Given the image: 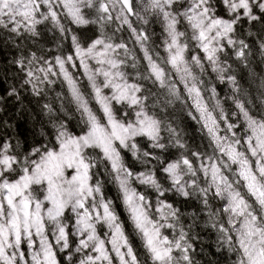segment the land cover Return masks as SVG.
Instances as JSON below:
<instances>
[{"label": "trees", "instance_id": "trees-1", "mask_svg": "<svg viewBox=\"0 0 264 264\" xmlns=\"http://www.w3.org/2000/svg\"><path fill=\"white\" fill-rule=\"evenodd\" d=\"M210 1L216 12L231 22L228 38L216 50L220 67L225 75H229L228 81L213 75L203 52L186 32L184 53L198 60L191 73L203 99L214 113H217V103L223 114L224 121L218 122L219 134L232 150L229 155L221 152L220 145L207 131L191 96L171 69L165 48L157 45L158 38L163 40L165 37L160 25L149 30L144 24L146 16L141 11L138 13L135 0L134 15L127 13L126 24L119 23L107 12L103 0H92L90 4L82 0L83 23L75 22L56 0L53 1L56 18L43 5L32 2L39 20L33 27L14 26L2 18L4 13L0 16V155L7 158V164L0 165V205L4 207L6 217L9 207L3 196L4 181H18L28 174L31 183L27 192L34 201L41 200L40 188L44 183L41 180L35 182L34 167L40 166L45 156L58 147L62 133L74 137H83L87 133L88 124L58 72L60 63H65L74 76L92 113L99 117L100 126L107 127L82 66L77 62L73 70L68 63L69 57L75 58L76 47L87 48L101 39L110 46L123 79L137 99L138 108L155 124L156 140L138 132L123 143L115 141L114 145L122 167L132 176L144 177V181L133 177L131 185L142 201L147 217L165 240L167 264H221L227 261L226 256L231 264H249L224 205L210 182L209 172L211 169L217 171L221 181L237 194L251 218L264 231L263 203L257 200L242 178L243 163L248 165L249 160L251 173L259 180L263 179L248 148L241 116L242 111L246 112L264 129V95L259 90L264 85V5H254L251 15L244 16L229 14L220 0ZM133 29L143 34L142 42L149 59L134 39ZM151 65L160 70L162 80L154 75ZM246 67L255 77L248 75ZM244 68L245 76L242 74ZM246 82L247 95L242 90ZM232 86L238 94L242 93L240 97L232 95ZM126 104L123 101L113 106L115 118L121 123H127L131 113ZM66 110L73 118L64 115ZM180 128L190 134L184 136ZM199 137L200 144L197 143ZM174 138L177 146L172 149L169 143ZM80 160L86 166L92 195L89 201L97 200L100 206L106 207L135 263L158 264L132 219L101 149L84 144L80 149ZM170 164L175 167L176 180L167 171ZM261 186L264 188V183ZM216 211L222 224H206L208 213ZM195 219L198 220L197 228L192 231L190 226ZM61 221L66 242H60L51 225H46L56 263L77 264L84 259L85 264L88 257L77 248L75 213L68 195L64 198ZM107 223L106 215L102 213L95 224L99 235L105 236Z\"/></svg>", "mask_w": 264, "mask_h": 264}, {"label": "rangeland", "instance_id": "rangeland-1", "mask_svg": "<svg viewBox=\"0 0 264 264\" xmlns=\"http://www.w3.org/2000/svg\"><path fill=\"white\" fill-rule=\"evenodd\" d=\"M53 1L0 0V16L4 13L2 18L8 19L14 26L33 27L39 20L35 17L37 12L32 2L43 5L48 13L56 18ZM85 1L90 4L92 0ZM135 1L138 13L141 11L146 16L144 24L149 30H153L155 25H160L165 37L163 40L158 38L157 45L165 48V55L171 69L175 71L177 79L191 96L207 131L220 145L221 152L229 155L232 150L219 134L218 122L224 121L223 114L217 103V113H214L199 91L191 73L192 67L198 60L195 57L189 58L184 53V33L186 32L195 46L203 52L205 63L213 75L227 82L229 75H225V71L223 72L220 67L216 50L228 38L230 20L219 15L210 0ZM56 2L65 8L75 22H84L82 0H56ZM103 2L107 12L109 11L119 23L128 22L127 12L119 0H103ZM220 2L229 14L244 16L251 15L254 5L257 7L264 5V0H220ZM41 15L45 16L42 11ZM138 21L143 23L142 19ZM132 33L149 59V54L145 51L142 42L143 34L138 29H133ZM251 49L254 50V47L251 46ZM77 62L82 66L85 78L95 91V98L100 105V112L107 121V127L100 126L99 117L92 113L77 87L74 76L70 74L65 63H60L58 72L65 79L77 107L88 124L87 133L83 137L62 133L58 147L45 156L40 166L34 167L35 182L41 180L44 183L40 188L41 200L34 201L27 192L31 183L28 174L18 181H4L3 196L9 210L6 217L4 207L0 205V264H57L46 233V225H51L52 231L60 242H66L65 229L61 221L66 195L69 196L75 213L77 248L88 257L85 264H136L106 207L100 206L97 200H94L95 204L89 201L92 195L87 184L86 171L81 170L82 162L78 154L84 144L96 145L103 151L113 168L128 210L152 258L158 264H167L165 240L161 238L159 229L147 217L142 201L131 185L133 176L121 167L114 149L115 141L122 143L124 138L132 132H140L156 140L155 124L138 108L137 99L123 79L116 58L105 41L98 39L87 48L76 47L75 58L69 57L68 63L75 70ZM151 69L160 80V70L153 65ZM246 70L248 75L255 77L250 68L246 67ZM242 74L245 76V68ZM49 75L52 76L53 73L50 72ZM247 85L246 82L244 87L242 86L246 95L245 86ZM234 88L232 86V95L240 97L242 93L238 94ZM259 90L264 95V85H261ZM255 98L262 102L258 96L255 95ZM176 100L178 103L179 100ZM123 101H126L127 107L131 110L127 116V123L119 122L115 118L113 109L114 103L120 104ZM60 112H63V109ZM64 115L73 118V114L67 110ZM241 116L245 123L244 132L248 148L256 159L257 169L263 179L261 181L251 173L248 166H251L249 160L248 165L246 162L243 163L242 178L247 183L248 189L264 206V188L261 186L264 183V129L246 112L242 111ZM178 125L182 127L179 122ZM180 132L184 136L190 134L183 128H180ZM197 133L199 134V131ZM197 143H201L200 137ZM176 146L174 138L169 143V147L173 149ZM6 164L7 158L0 155V165ZM167 171L172 179L176 180L174 165H168ZM135 179L144 181L142 175H136ZM209 179L224 205L228 221L248 263L264 264V231L251 218L237 194L221 181L215 169L209 172ZM102 213H105L108 221L105 236L99 235L95 228ZM185 214L187 213L184 212L183 215L186 216ZM197 222L198 220L195 219L190 226L192 231L197 228ZM220 244L222 245V242ZM77 264H84V259Z\"/></svg>", "mask_w": 264, "mask_h": 264}, {"label": "bare ground", "instance_id": "bare-ground-1", "mask_svg": "<svg viewBox=\"0 0 264 264\" xmlns=\"http://www.w3.org/2000/svg\"><path fill=\"white\" fill-rule=\"evenodd\" d=\"M250 40H251V42H253L254 38L251 37ZM215 209H216V207H215ZM208 216H209V218H207L205 220L206 224H215V223H217L218 225L222 224V222L218 218V211H216V213H208ZM226 258H227V261L226 262H222L221 264H231L230 263V258L228 256H226Z\"/></svg>", "mask_w": 264, "mask_h": 264}, {"label": "water", "instance_id": "water-1", "mask_svg": "<svg viewBox=\"0 0 264 264\" xmlns=\"http://www.w3.org/2000/svg\"><path fill=\"white\" fill-rule=\"evenodd\" d=\"M120 2L129 15L134 14L133 0H120Z\"/></svg>", "mask_w": 264, "mask_h": 264}, {"label": "flooded vegetation", "instance_id": "flooded-vegetation-1", "mask_svg": "<svg viewBox=\"0 0 264 264\" xmlns=\"http://www.w3.org/2000/svg\"><path fill=\"white\" fill-rule=\"evenodd\" d=\"M135 133H138V132H132V133H130V134H128L127 136H126V138H124V140H123V142L129 137V136H131V135H133V134H135ZM117 142V141H116ZM122 142V143H123ZM91 145H93V144H91ZM96 146V145H95ZM98 147V146H97ZM114 149H115V145H114ZM102 151V150H101ZM103 152V151H102ZM115 153H116V151H115ZM78 154H79V159H80V149H79V151H78ZM104 154V153H103ZM117 156V155H116ZM106 157V156H105ZM117 159H118V157H117ZM108 160V159H107ZM118 161H119V159H118ZM82 162V161H81ZM109 162V161H108ZM120 163V162H119ZM109 164H110V162H109ZM81 165H82V169L81 170H84L85 169V171H86V166L83 164V163H81ZM121 165V164H120ZM110 166H111V164H110ZM121 167H122V165H121ZM111 168H112V166H111ZM123 168V167H122ZM124 169V168H123ZM112 170H113V168H112ZM125 170V169H124ZM125 171H127V170H125ZM128 172V171H127ZM113 173H114V171H113ZM129 174H131L130 172H128ZM114 176H115V174H114ZM133 177H135V176H133ZM115 180H116V178H115ZM117 182V181H116ZM87 184H88V182H87ZM122 193V192H121ZM124 198V197H123ZM94 203V202H93ZM95 204V203H94Z\"/></svg>", "mask_w": 264, "mask_h": 264}]
</instances>
